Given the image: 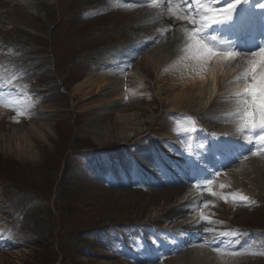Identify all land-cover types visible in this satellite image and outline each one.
Wrapping results in <instances>:
<instances>
[{
	"label": "rangeland",
	"instance_id": "rangeland-1",
	"mask_svg": "<svg viewBox=\"0 0 264 264\" xmlns=\"http://www.w3.org/2000/svg\"><path fill=\"white\" fill-rule=\"evenodd\" d=\"M223 1L162 0L160 8V0H0V84L15 88L0 93L15 99L9 108L0 101V264H188L200 253L220 264H264V158L234 161L208 180L200 172L211 168L208 148L197 147L204 187L196 188L185 178L184 153L176 156L161 140L215 123L207 109L173 107L200 84L174 85L195 65L185 51L193 25L177 16L199 20L208 8L235 3ZM152 33L159 37L128 57L131 67L113 60ZM243 62L230 66L243 71ZM113 63L123 66L120 73ZM205 65L201 77L216 100L214 62ZM111 69L118 88L111 80L109 88L96 82L76 91ZM219 75L225 93L244 84L240 71V78L233 70ZM20 141L33 151L22 152ZM154 141L163 147L147 149ZM228 193L248 201L226 202ZM94 227L109 228L86 234Z\"/></svg>",
	"mask_w": 264,
	"mask_h": 264
},
{
	"label": "snow or ice",
	"instance_id": "snow-or-ice-1",
	"mask_svg": "<svg viewBox=\"0 0 264 264\" xmlns=\"http://www.w3.org/2000/svg\"><path fill=\"white\" fill-rule=\"evenodd\" d=\"M215 2H219V0H215ZM239 3L240 0H235V3H228L227 7L208 8L199 20L194 19L190 13L178 15L177 18L193 25L191 29L186 30L188 43L185 51L188 53V59L200 64L201 67L212 58L227 62L236 61L238 58L245 60L241 77L244 84L242 91L237 93V97L240 105L242 130H259L256 137L259 145L251 153L253 156H257L264 155V150H262L264 149V47H260L258 51H253L250 54H241L234 50H221L210 46L203 37V33L211 25L224 21L222 17L231 19L233 11ZM248 143H252V140H249ZM211 183L212 181H208V185ZM221 187L223 188L224 185ZM207 191L212 196L217 195L211 187H208ZM229 197L233 201H248V197L244 195L232 193L222 195V199L226 202Z\"/></svg>",
	"mask_w": 264,
	"mask_h": 264
},
{
	"label": "bare ground",
	"instance_id": "bare-ground-1",
	"mask_svg": "<svg viewBox=\"0 0 264 264\" xmlns=\"http://www.w3.org/2000/svg\"><path fill=\"white\" fill-rule=\"evenodd\" d=\"M21 1L24 2L25 4L29 3L28 2L29 0H21ZM163 14H165V12ZM224 24H227L226 21H224ZM184 48L185 47L183 46L181 49H184ZM156 55L157 54L153 55L154 56L153 59H155V58L158 59ZM211 60L208 61L205 66L207 67L210 62H214V66L212 68V71H210V73H211V81H213V83H214V84H212L213 85V91H214L213 96L215 94H217V96H218L217 99L215 100V98L213 99V97L211 99L209 98L210 95H209L208 91L210 89V87H209L210 84H209L208 80H205L206 78L201 77L204 66L201 67L200 64L193 61V62H195V65L192 67L189 66V69L187 72L188 74L187 75L185 74L186 73L185 68L182 69L181 73L179 75V76H181V80L174 83V85H176V84L181 85V84H185V82H191V81H193V82L195 81V83L200 82V84L197 83L194 87H191L192 89L189 92L183 91L181 95H179L178 97L175 98L176 101H174L173 107L176 109H187L189 111H193V113H196V114L199 113L203 109L204 110L207 109L209 111L211 117L215 120L214 125L209 124V126H212V128L216 127L218 132H226V131L229 132V131L242 130V120L240 117V105L238 104L237 93L242 91L243 85L241 84L238 87L235 86L232 89L230 88L229 92L225 93V91H223L221 88L222 87L221 86L222 82L220 81L221 75H219L221 72H224V70L227 71V73H231L233 70L234 75H235L234 77H237L239 71L242 72V70H239L238 66L237 67L235 66L236 68L234 67L235 69H232L233 65L230 66V62H227V61L218 60L217 58H212ZM177 62L178 61H176L173 65H175ZM244 63H245V60L242 63V67H243ZM173 65H171V66H173ZM115 71L114 70H110L108 72L104 71V72L99 73V75L97 74V75L89 76L88 78H86V80L81 82L76 87V91L78 90V91L82 92L86 88L90 89L93 87V85L96 82L102 83V88H104V86H107L109 88L111 80L113 81V85L115 86V88L116 87L118 88L120 86V82L118 81V77H117V74H115ZM138 78H137V80H138ZM207 86L209 87V89H207ZM110 87H112V86H110ZM0 101L3 104L6 103V101H7L6 96L0 98ZM3 109H4V107L0 106V110L2 111ZM36 115L37 114H35V116ZM38 115H40V114H38ZM0 116H2V115H0ZM243 130H247V129H243ZM170 138H171V136L168 137V139H170ZM19 147H21L22 152L23 151L26 152L27 150L32 152L33 147H35V146L32 147V146L27 145L25 142L20 141ZM251 153H248V146L242 148V152H241L242 157L246 154H250V155L246 156L245 158L253 157V155ZM258 156H259V158H264V155H257V158H258ZM260 160H262V159H260ZM242 168H244V167H242ZM240 169H241V167H240ZM196 199L197 198L193 199L192 203L187 202V204H191V205L196 204L195 203V201H197ZM184 207H186V205H181L177 208V210L182 212V210L185 209ZM188 237L194 238V236H192V235L188 236ZM204 251H207V250H204ZM228 251H230V250H228ZM197 256H198L197 259H195V258L191 259L188 264H220V263H217V261H214L213 259L208 260L206 258L207 256L203 253L197 254Z\"/></svg>",
	"mask_w": 264,
	"mask_h": 264
},
{
	"label": "trees",
	"instance_id": "trees-1",
	"mask_svg": "<svg viewBox=\"0 0 264 264\" xmlns=\"http://www.w3.org/2000/svg\"><path fill=\"white\" fill-rule=\"evenodd\" d=\"M85 231H87V230H85ZM84 238H86L87 237V235H85V236H83Z\"/></svg>",
	"mask_w": 264,
	"mask_h": 264
}]
</instances>
